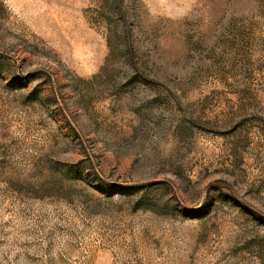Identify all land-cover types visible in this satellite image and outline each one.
<instances>
[{"label":"rangeland","instance_id":"rangeland-1","mask_svg":"<svg viewBox=\"0 0 264 264\" xmlns=\"http://www.w3.org/2000/svg\"><path fill=\"white\" fill-rule=\"evenodd\" d=\"M0 264H264V0H0Z\"/></svg>","mask_w":264,"mask_h":264}]
</instances>
